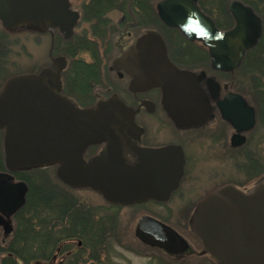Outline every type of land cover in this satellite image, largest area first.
<instances>
[{
  "label": "water",
  "instance_id": "1",
  "mask_svg": "<svg viewBox=\"0 0 264 264\" xmlns=\"http://www.w3.org/2000/svg\"><path fill=\"white\" fill-rule=\"evenodd\" d=\"M63 3L64 0H0V22L8 29L36 27L52 35V28L61 26L70 35L76 13ZM227 9L235 24L223 30L197 0L157 2L159 18L188 39L202 42L208 48L212 68L224 72L237 68L263 33L262 18L251 6L231 0ZM52 50L53 46L51 54ZM53 61L38 73L13 75L0 87L5 164V170L0 171V225L5 232L12 230L9 218L26 201L28 184L15 181L14 176L25 168L57 164L56 176L63 183L97 189L113 202L168 200L184 172L183 149L178 145L139 146L142 129L134 121V111L117 94L80 107L62 92L61 70L66 60ZM114 64L133 77L131 90L160 89L164 109L179 126L200 125L212 114L208 94L217 96L219 84L213 77H197L179 68L169 58L158 31L145 30ZM234 100L245 105L243 97L236 94H228L218 103L228 120L229 105ZM102 142L108 143L103 153L88 161L83 158L88 145ZM133 142L137 145L131 151L127 145ZM128 152L134 160L128 159ZM193 230L206 251L221 264H264V180L249 192L230 184L209 192L194 212ZM136 236L173 254L190 247L172 227L148 216L140 220Z\"/></svg>",
  "mask_w": 264,
  "mask_h": 264
},
{
  "label": "flooded vegetation",
  "instance_id": "2",
  "mask_svg": "<svg viewBox=\"0 0 264 264\" xmlns=\"http://www.w3.org/2000/svg\"><path fill=\"white\" fill-rule=\"evenodd\" d=\"M241 1L244 2L243 0ZM63 4L69 10L76 13V19L73 21L70 35H68L67 30H63L61 26L53 27V35L47 32L48 35H50L51 41L54 42V49H56V39L61 38V36L64 38L62 43L71 42L72 47L84 48L83 50L91 54V61L82 59L77 61L90 65V69L92 70L90 72L86 71L84 66H80L78 70L74 68L73 73L70 72L72 75L74 74V77L69 79V83L67 84L64 75H68L69 71L65 69L61 74L63 93L73 98L80 107L91 106L101 99H109L117 94L119 100L134 111V121L142 129L138 138L139 146L152 148L167 145L180 146L185 154L184 172L178 188L171 194V197L180 190L182 186H185V184L190 183L192 185L198 182L199 164L202 163V158L199 157V144L206 150V159H228L231 161V164L234 165L233 168L237 172V177L235 179H228L215 183L210 189H206L203 198L211 190L226 184L234 185L243 192H249L253 187L264 180V43L260 44L261 40L255 47L246 52L240 66L235 70L231 72L212 70L213 74H232L233 77L229 83L225 84L219 81L215 75L205 74L207 77L212 76L217 81L220 88L217 92V96L211 97L210 93L208 94V99L213 110L212 114L203 123L196 126H179L172 121L177 135L181 136L180 142H175L173 140H161L160 142V139H153L149 142L148 138L150 133L152 135L153 133L157 134L169 130V126L165 122H161L156 127H152V132H149L147 127L142 124L140 120L143 115L151 117L160 112L170 118L162 104L161 90L158 88L144 91L131 90L130 85L133 77L124 71L123 68L116 67L114 62L135 38L139 36V34H134L131 29L142 28V32L147 29H157L154 25L156 22H159L165 29L172 33L170 38L164 36L170 58L176 64H179L181 68L191 70L198 77L199 41H191L187 39L178 28L165 25L158 16L156 7L157 1L155 0H64ZM197 4H200L199 0H197ZM227 12L230 14L228 9ZM230 16L234 23L231 14ZM79 29H81V32L77 33ZM90 32H94L92 36ZM108 38L111 39L110 42H114L113 45L117 48V54L113 56L111 65L109 68H106L107 73L115 74V78L113 79L115 82L109 84L104 81L103 77L104 68L107 67L108 57L107 55L103 56L99 54L100 47L106 45ZM184 43L187 44L186 48L183 46ZM94 48L97 50H94ZM59 57L58 55L55 59H59ZM53 62L54 61H52V63ZM58 63L61 64L59 61ZM68 63L67 69L69 68ZM185 63H190L191 67L184 66ZM242 70H245V73H247V71L250 72L251 79L254 81L252 84L254 87H250L249 85V87L245 86L247 88L239 89L232 86L234 85L233 81H235V76ZM73 79L77 82L76 87H73L71 84ZM70 84L71 89H68ZM202 85L206 88L205 81L202 82ZM72 87L74 90H72ZM68 91L71 94L68 93ZM228 94L240 95L245 100L244 106L235 100L230 102L231 120L224 118V114L218 104L224 100ZM90 97H94V100L91 102L89 101ZM199 131L202 134L200 137ZM188 133L190 135H188ZM134 145H137V143L133 142V145H127V148L134 151ZM107 147V142L90 144L83 151V158L88 161L94 156L103 153ZM191 153L193 156H191ZM127 157L129 160H134L129 152ZM55 165L57 166V164ZM193 170H195L194 173ZM212 175L213 174H211L210 178H212ZM72 188L82 189L83 187ZM28 192L29 188L25 194V204L27 203ZM101 195L104 198V202L107 204V207L104 208L108 213L112 211L109 209L112 207H132L138 203L148 202L164 204L171 200V197L169 200L165 201L150 198L133 203H119L106 199L102 193ZM200 201H197L196 207ZM71 204L69 214L64 216V220L62 221L57 218L56 221L57 240L55 243V252L57 255L54 253V261L58 260L56 264H86L84 258L87 254L92 264H104L103 259L106 260L109 258L106 255L107 248L105 247H107L108 240L112 238L110 225L116 222L115 219L109 215H107L106 218L93 213L87 206L83 205V202L79 203L72 200ZM14 216L15 215L9 218L10 223L13 221ZM145 216L167 224V221L154 214L148 212L143 213L136 224L134 231L135 236L137 226L140 220ZM136 238L140 243L146 246L172 255L161 248L150 246L142 242L137 236ZM75 239H78L76 246L72 244H75L73 241ZM93 247L97 249L101 247V250H103L100 251ZM93 252H95V255L92 258L91 253Z\"/></svg>",
  "mask_w": 264,
  "mask_h": 264
},
{
  "label": "rangeland",
  "instance_id": "3",
  "mask_svg": "<svg viewBox=\"0 0 264 264\" xmlns=\"http://www.w3.org/2000/svg\"><path fill=\"white\" fill-rule=\"evenodd\" d=\"M215 16L220 24L223 25V28H229L233 25V22L225 12H216ZM154 26L161 31L164 36L170 38L172 35V33L165 29V27L159 22H156ZM0 29L4 32L2 33L5 37L4 54L0 56V86L12 75L39 72L45 66L51 65V38L48 33H44L36 27L24 26L15 28L14 30H6L1 23ZM142 30V28L131 29L136 35L141 34ZM80 32L81 29H79L77 33ZM93 33L90 32V35L92 36ZM63 39L64 38L61 36L59 47L54 51V57L62 55L68 58L69 74L64 75L68 84L69 79L74 77V74L72 75L70 73H73V69L76 68L74 62L79 59L91 61V54L86 50H81L74 57L69 56L70 48H68L69 46L66 43H62ZM107 40L106 45L104 44L105 46L100 47L99 54L103 56L107 55L108 57L106 64L107 67L104 68L103 77L104 81L109 84L115 82L113 80L115 74L107 73L106 68H109L111 65L113 56L117 54V48L114 47V42H110V38ZM183 46L186 48L187 44L184 43ZM200 46L201 48L203 47L201 43H199V47ZM94 50L97 49L94 48ZM206 52L207 50L205 48L203 52L199 50V60L205 59V61L207 60L206 63L209 64V58L206 59ZM203 68L207 70L210 75H215L219 81L224 82L225 84L229 83L233 77L232 74H213L212 70L209 68ZM245 72V70H242L237 73L234 79L235 81H233L234 85L232 86L239 89L247 88L249 85L250 87H254L252 85L254 81L251 79L250 72ZM71 84L73 87L77 86L75 79H73ZM71 84L68 89H71ZM73 87L72 90H74ZM68 93L70 92L68 91ZM93 100L94 97H90L89 101L91 102ZM140 120L141 123L147 127L149 132H152V127H156L161 122H165L169 126L167 132H159L157 133L158 136L155 133L152 135L150 133L148 138L149 142L153 139H160V142L161 140H173L175 142L181 141V136L177 135L174 123L164 113H156L151 117L143 115ZM188 135L190 134L188 133ZM200 135L202 134L199 131V137ZM199 146V157L202 158V163L199 164V178L197 176L198 182L192 185L190 183L185 184V186H182L181 189L171 197L169 202L164 204L148 202L141 204L138 203L132 207H112L109 208L112 211L108 213L104 208L107 207V204L104 202L103 196L98 191L91 188L79 189L64 185L57 179L56 167L53 165L37 168V172H32L33 179L34 181L41 183V188H43L45 194L51 198L59 197L71 201L75 200L79 203L83 202V205L87 206V208L93 213L106 218L107 215H109L115 219L116 222L111 223L112 225H110L112 238L108 240L107 247H105L107 248L106 255L109 258L106 260L103 259L104 264H212V258L217 262L218 260L206 251L202 240L193 231L192 217L195 212L197 201H200L203 198L206 189H210L215 183L228 179H235L237 177V172L233 168L234 165H232L231 161L228 159H206L207 155L205 154V148H202L200 144ZM191 156H193L192 153ZM194 172L195 170H193V173ZM211 174H213L212 178H210ZM146 212L164 219L167 221L166 223L168 225L176 229L182 236L186 237L191 243V248L188 252L181 255H168L160 250L140 243L136 238L134 231L140 216ZM11 225L15 226L14 219L11 222ZM3 237L4 229L3 227H0V238ZM7 238L9 239L10 235L7 236ZM77 240L78 239L73 240L75 244H72L76 246ZM93 248L97 249L95 247ZM97 250L102 251L103 249L101 250V247H98ZM53 251V254L55 253L57 255L55 247L53 248ZM94 253L95 252L91 253L92 258L95 255ZM88 256L89 255L86 254V257L84 258V260H86L85 263L92 264ZM2 257L3 254L0 253V264ZM56 263H58V260L54 261L53 259L51 264Z\"/></svg>",
  "mask_w": 264,
  "mask_h": 264
},
{
  "label": "trees",
  "instance_id": "4",
  "mask_svg": "<svg viewBox=\"0 0 264 264\" xmlns=\"http://www.w3.org/2000/svg\"><path fill=\"white\" fill-rule=\"evenodd\" d=\"M230 0H199L201 7L211 15L217 22L218 26L223 28L216 18V12H225L232 21L230 14L227 12V3ZM252 6L255 11L263 18L264 22V0H243ZM218 14V13H217ZM0 29V56L4 54L5 37ZM264 43V34L261 43ZM60 39H56V49L59 47ZM70 48L69 56L74 57L84 48L72 47L71 42L66 43ZM199 50H203L199 47ZM208 54L206 52V59ZM207 60H199V72H206L203 67L209 68L210 63ZM75 69L84 66L86 71H92L90 65L83 62H74ZM179 65V64H178ZM181 65V64H180ZM184 66L191 67L185 63ZM203 68V69H202ZM3 131L0 130V171L4 169V153L2 147ZM37 168H28L18 170L15 177L18 180H24L29 185L27 203L15 214V226L13 233L8 239L7 236L0 238V253L3 254L1 264H51L53 260V248L57 240V218L64 220V216L69 214L71 209V200L54 197L51 198L43 188L41 183L34 181L33 173ZM33 172V173H32ZM44 173V172H43ZM212 264H220L212 258Z\"/></svg>",
  "mask_w": 264,
  "mask_h": 264
}]
</instances>
